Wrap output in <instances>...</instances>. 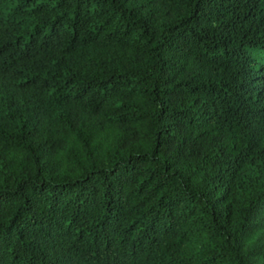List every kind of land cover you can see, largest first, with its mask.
I'll list each match as a JSON object with an SVG mask.
<instances>
[{
  "label": "trees",
  "instance_id": "obj_1",
  "mask_svg": "<svg viewBox=\"0 0 264 264\" xmlns=\"http://www.w3.org/2000/svg\"><path fill=\"white\" fill-rule=\"evenodd\" d=\"M0 264H264V0H0Z\"/></svg>",
  "mask_w": 264,
  "mask_h": 264
}]
</instances>
